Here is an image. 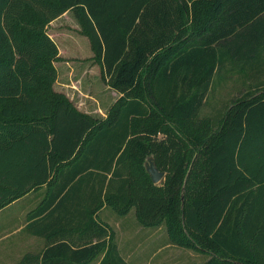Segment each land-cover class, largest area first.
<instances>
[{
	"label": "trees",
	"instance_id": "1",
	"mask_svg": "<svg viewBox=\"0 0 264 264\" xmlns=\"http://www.w3.org/2000/svg\"><path fill=\"white\" fill-rule=\"evenodd\" d=\"M67 9L123 93L106 117L55 88L62 54L49 25ZM229 63L264 72V0H0V207L46 186L28 219L57 212L97 236L52 240L34 218L47 244L17 264H83L102 250L98 264H131L96 218L104 204L164 224L172 242L209 254L199 264H264V88L201 113Z\"/></svg>",
	"mask_w": 264,
	"mask_h": 264
},
{
	"label": "rangeland",
	"instance_id": "2",
	"mask_svg": "<svg viewBox=\"0 0 264 264\" xmlns=\"http://www.w3.org/2000/svg\"><path fill=\"white\" fill-rule=\"evenodd\" d=\"M54 22L59 24L54 28L58 26L59 31L64 30L66 33L62 36H59L60 33L56 34L62 57L56 61L58 78L55 88L68 92L75 101L85 103L89 113L94 117H106L123 93L112 87L108 79L102 75L101 65L94 59V51L91 49L87 37L80 32L81 25L74 11L67 9L57 16ZM237 73L246 74L245 71L239 70L238 67L229 63L216 74L212 89L201 110L203 115L217 117L225 112L228 103L231 102L235 94L233 89L238 90L236 87L233 88V75ZM244 89L247 88L240 87L241 91ZM204 171L196 173L192 177L191 194L200 187ZM107 210L115 211L111 205H108ZM130 212L132 216H137L135 207H132ZM3 221L4 218H0V229L4 227ZM138 222L140 221L138 220ZM142 226L144 230H155V226ZM156 228L158 229L157 234L149 236L144 233L135 240V243L139 245L133 251L131 257L133 262L141 264H199L208 259L207 252L172 242L164 224L156 226Z\"/></svg>",
	"mask_w": 264,
	"mask_h": 264
},
{
	"label": "crops",
	"instance_id": "3",
	"mask_svg": "<svg viewBox=\"0 0 264 264\" xmlns=\"http://www.w3.org/2000/svg\"><path fill=\"white\" fill-rule=\"evenodd\" d=\"M55 19L56 18L50 22L49 29L56 38L57 33H60L59 36L66 33L64 30L59 31L58 26L54 28L55 25H59L54 22ZM257 86L264 88V72L260 75L234 74L233 88L236 87L239 91L233 89L235 93L233 98ZM240 87H245L247 89L241 91ZM67 94L74 100L71 94L68 92ZM75 103L80 109L89 112L85 103L79 101H75ZM46 190V186L32 188L22 196L0 207V218H4V227L0 229V264H17L25 253L30 252L37 254L46 246V233L32 232L27 226V223L32 222L31 220H34V218L37 219L35 224L37 229L43 230L47 227L48 233L52 235V240L63 237L67 240H71V242L75 244H82L91 237H93V241L97 239L92 226H89L85 230L72 227L71 224L63 226L64 222L59 220L57 212L52 215L51 219L45 221L38 216L33 219H28V212L34 209L38 203L44 199ZM107 209L108 204H104L97 210V220L103 225H107L109 230L113 231V237L117 243L120 254L131 264H141L131 260L134 249L139 245L135 243V240L139 239V236L144 233L149 236L157 234L158 229L155 226V230H144L143 224L138 222L139 219L137 220L138 217L130 214L131 209L126 213H119L115 208V211ZM105 251L106 250L100 251L95 258L83 264H98L100 259L104 256Z\"/></svg>",
	"mask_w": 264,
	"mask_h": 264
},
{
	"label": "water",
	"instance_id": "4",
	"mask_svg": "<svg viewBox=\"0 0 264 264\" xmlns=\"http://www.w3.org/2000/svg\"><path fill=\"white\" fill-rule=\"evenodd\" d=\"M146 169L151 175L154 182H159L164 176H165V170H162L157 165L154 155L151 154L147 157L145 160ZM184 197V194L182 192V198Z\"/></svg>",
	"mask_w": 264,
	"mask_h": 264
}]
</instances>
